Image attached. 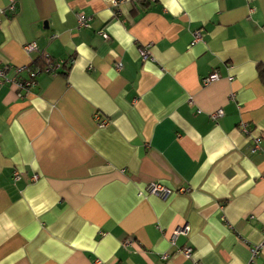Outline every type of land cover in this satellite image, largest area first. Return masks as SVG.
<instances>
[{"label": "crops", "instance_id": "obj_1", "mask_svg": "<svg viewBox=\"0 0 264 264\" xmlns=\"http://www.w3.org/2000/svg\"><path fill=\"white\" fill-rule=\"evenodd\" d=\"M261 64L264 0H0V264H264Z\"/></svg>", "mask_w": 264, "mask_h": 264}, {"label": "built area", "instance_id": "obj_2", "mask_svg": "<svg viewBox=\"0 0 264 264\" xmlns=\"http://www.w3.org/2000/svg\"><path fill=\"white\" fill-rule=\"evenodd\" d=\"M111 2L115 5L117 3V0H111ZM78 22L80 25H85V22H86L85 16L79 14L78 15ZM103 36H106V35L103 34ZM201 37H202V34L199 30L194 31L192 42L200 40ZM24 47L27 51H31V50L35 49L36 44L34 41H31V42L26 43ZM140 54H141L143 59L146 57V51L144 49L141 50ZM43 58L47 63L50 61V58L47 55H44ZM53 67H54V65H51V64H48L42 70L37 69V68L31 69L29 66L16 67L14 69L15 75L13 76V78H11V82L14 83L18 88H28L35 83L36 76L39 72H41V71L51 72ZM6 69L7 68L5 66H3V67L0 66V77L1 78L5 76ZM23 70L27 74L26 78H21L18 76L19 72L23 71ZM216 76H217L216 73H211L210 75H208L202 79V83H208V82L212 81L213 79H215ZM212 114L214 117H217V116H220L222 113H221V110H217L216 112H214ZM252 150L255 151L256 147H254ZM147 190L149 193H153V194L161 196V197H164L170 193V189L166 188L165 186H163L157 182H150L147 185ZM186 230H187L186 227H184L182 229H176L173 232L171 237L174 238L175 235L179 232L186 233ZM262 243H264V231H262ZM258 248H259V246H255V247H252L250 249L251 255H250V258H249L247 264H254L253 258L256 255ZM181 252L185 258L190 259L191 254H192V248L190 246H185L181 249ZM193 264H196V263H193Z\"/></svg>", "mask_w": 264, "mask_h": 264}, {"label": "trees", "instance_id": "obj_3", "mask_svg": "<svg viewBox=\"0 0 264 264\" xmlns=\"http://www.w3.org/2000/svg\"><path fill=\"white\" fill-rule=\"evenodd\" d=\"M55 61H53L52 59H50V61L47 63L44 58L39 57L37 59H35L34 61H32L28 66L31 69H40L42 70L45 66H47L48 64L54 65ZM258 72V76L261 79L262 82H264V64H261L258 66L257 69Z\"/></svg>", "mask_w": 264, "mask_h": 264}]
</instances>
